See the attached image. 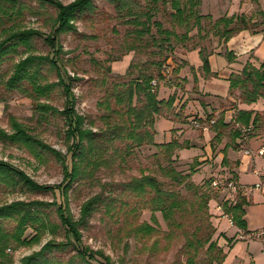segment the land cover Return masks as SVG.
Returning a JSON list of instances; mask_svg holds the SVG:
<instances>
[{"label":"rangeland","instance_id":"1","mask_svg":"<svg viewBox=\"0 0 264 264\" xmlns=\"http://www.w3.org/2000/svg\"><path fill=\"white\" fill-rule=\"evenodd\" d=\"M24 1L31 10L24 11L20 23L17 24L23 28H37L43 34H48L52 28L51 17L55 14L54 8L49 5L43 6L37 0ZM61 1L69 3L73 0ZM146 3V0H139L143 9ZM98 6L99 12L94 17L87 22L78 23V33L62 37L65 70L74 78L80 79L73 82L77 111L95 118L97 122L95 128L106 129L105 120L101 118L104 111L98 105L106 94V88L117 78L127 80L137 78L143 73L153 74L156 81L153 88L158 92V97L174 99L171 107H165V112L156 120L155 141L168 142L177 139L178 142L182 141L180 143L183 146H187L189 143L185 138L188 137L189 140L200 144V151L189 148L185 151L183 147L180 148L177 150V156H174V161H171L178 171L188 175L186 182H192L199 188H188L186 182L177 186V191L184 197L182 200L184 210L178 214L179 216L177 215L180 225L172 229L168 227L160 211L152 210L148 195L142 199L141 196L134 194L130 196L127 193L122 194V198L129 199L123 210L117 209L119 217H111L105 205L101 204L98 212L91 218L88 230L83 231V243L93 250L104 251L114 264H186L188 257L186 245L189 237L193 236L192 232L198 233L202 238L212 235V240L217 244L225 245L226 249L228 243L223 236H220L222 233L235 236L238 240L226 249V257L220 264H264V204L260 206L256 202L254 205H249L248 202L244 207L245 218L251 224L249 228L253 233L247 232L251 230H241L240 234L239 228L233 224L231 215L224 212V204L234 203L240 194L217 190L213 186H203L209 180L212 183L213 179L234 177L233 175L237 173L235 168L240 163L245 148L255 149L264 145V124L257 131L243 129L241 136L235 139L232 136L234 129L239 127L234 121L238 109L253 108L264 114V100L261 99L256 105L243 103L239 91L236 90H230L226 95H216L213 91L207 93L205 90L207 86L213 87L214 83L221 84L218 79L222 80L223 75H228L223 71L220 73L221 77L206 73L202 66L200 46H204L209 52L215 51L210 57L217 51L225 56V44L220 50L217 47V37L213 36V39L199 40V42L196 37L186 46L179 44L173 50H162L148 39L147 43L145 40L135 42L141 45L139 48L129 49L127 43L130 45L133 42L132 37L127 35L129 26L123 19L116 17L115 8L108 2L100 0ZM160 7L161 11L154 18L169 26L167 10L170 5H166V9L162 5ZM198 8L202 14H211L213 19L244 13L251 17L252 27L247 30L251 33H264V15L258 14L259 10H264V0H202ZM10 24L8 23L6 27ZM4 36L5 33L0 27V40ZM23 50V47H19V54L7 57L3 61L0 72L5 78L12 75L15 64L27 55ZM34 52L47 54L49 47L43 39H39L35 42ZM249 56V60L254 64H260L259 60L253 61L255 57L252 53ZM164 57H167L163 61L166 68L162 66V76H158V70H155L151 62ZM246 62H248L246 59L231 63L229 61L227 68L230 72L240 71ZM198 65L199 69L196 68ZM50 80H58L57 74H51ZM203 86L205 87L201 91ZM42 101L44 102L45 99ZM50 103L57 108H63L65 98L61 93L55 92ZM33 107V100L27 95L16 91L8 92L0 87V128L12 134L14 131L12 120H17L32 135L61 151L62 154H66L64 118L51 117L45 122ZM220 116L229 122V127L224 129L221 135L216 136L217 132L213 125ZM181 127L185 129V133L179 136ZM206 132L208 134L204 136ZM154 151L156 148L150 146L136 149L128 158L127 164L117 158L112 166L102 167L97 176L101 182H119L128 180L132 175H139L142 169L157 172L159 164L158 159L152 155ZM196 152L207 156L203 161L205 165L201 168H198L200 162L197 161ZM159 160L162 165L171 163L162 156ZM0 161L24 171L40 184L54 185L62 182L63 179V164L56 156L46 155L39 149L34 150L21 143H12L2 138H0ZM158 176L166 179L162 174ZM246 177L253 180L252 174ZM99 189V186L90 187L85 184L78 190L77 188L70 190L66 199L59 191L32 193L25 191L27 189L20 185L14 186L0 181V205L15 200L57 201L66 203L71 213L78 216L83 202L99 192ZM119 192L120 190H116V193ZM204 194L210 195L206 206L202 204ZM115 203L120 205L118 200ZM51 219L56 223L59 221L56 213H52ZM143 224H149L154 229L145 232L140 229ZM9 226H13L12 222ZM34 234L33 229L29 228L25 237L30 238ZM241 235H244L245 239H241ZM53 238L63 240L64 233L57 232L56 235L47 233L41 237L39 243L21 246L15 251L10 250L9 252L14 256V264H20L23 257L40 250L46 241ZM207 246L208 244H205L199 255L210 260L212 256L205 252ZM71 254L73 252L67 251L58 253V256L65 261ZM214 264L219 263L214 262Z\"/></svg>","mask_w":264,"mask_h":264},{"label":"trees","instance_id":"2","mask_svg":"<svg viewBox=\"0 0 264 264\" xmlns=\"http://www.w3.org/2000/svg\"><path fill=\"white\" fill-rule=\"evenodd\" d=\"M37 1L55 10L54 16L51 17L52 28L48 34H43L37 28H23L17 24L20 23L23 12L31 10L24 0H0V27L5 33L0 40V69L7 57L19 54V47H23V51L27 53L15 64L9 78H5L0 72V87L5 91L20 92L31 98L34 110L45 122L51 117H63L66 123L63 134L67 151L66 154H62L61 151L32 135L24 125L14 119L13 133L8 134L0 128V138L12 143H21L34 150L39 149L46 155L56 156L63 164V179L62 182L54 185L40 184L24 171L0 161V181L14 186L20 185L27 189L25 191L32 193L59 191L66 199L70 190L76 188L78 190L85 184L90 187L99 186L100 191L83 202L78 216L71 213L66 203L57 201L15 200L1 204L0 264H14V256L9 252L10 250L15 251L21 246L39 243L45 234L56 235L57 232L64 233L65 239H49L40 250L23 257L20 264H114L104 251L93 250L83 243V231L88 230L90 220L98 212L101 204L105 205L111 217L116 218L119 217L117 209L123 210L129 199L122 198V194L127 193L129 196L134 194L141 196L142 199L148 195L152 210L162 213L170 229L180 225L177 217L184 210L182 201L184 197L177 191V186L186 182L188 175L178 171L172 162L174 156H177V150L184 146L177 139L168 142L155 141L156 120L165 112V107H171L174 99L158 97V92L153 88L155 76L151 73H143L137 78L127 80L114 79L106 88L105 96L98 102L99 108L104 111L101 118L105 120L106 129L98 126L95 128L96 119L76 109L73 82L80 79L74 78L65 70L62 37L78 33V23L89 21L99 12L100 0H73L69 3L61 0ZM104 1L112 5L116 17L123 19L129 26L127 35L131 36L133 41L130 45L127 43L129 49L139 48L141 45L135 42L145 40L147 43L149 39L153 45L159 46L162 50H173L179 44L186 46L193 38L198 37L199 42V40L213 39L214 36L218 39L217 47L221 50L225 44V56L228 61L234 62L236 56L233 51L226 48L227 42L240 31L252 27L251 17L244 13L225 15L217 19H213L211 14H202L198 8L202 0H146L144 9L140 6L139 0ZM168 4L170 25L165 26L161 20L154 17L161 11L160 5L166 9ZM258 14L264 15V10H259ZM8 23L11 24L6 27ZM39 39H43L49 47L47 54L34 52L35 42ZM214 52H209L204 46H200L199 55L206 73H212L209 57ZM216 53L220 54V51ZM166 58L154 59L151 62L155 70H158V76H162L161 70ZM53 73L57 74L58 80H50V75ZM228 81L230 90L239 91L243 103L253 105L261 99L264 100V60L258 65L252 61L246 62L240 71L230 73ZM55 92L61 93L65 98L63 108H57L50 103ZM42 99L45 101L43 102ZM234 121L239 127L234 129L233 139L241 136L243 129L257 131L264 124V114L253 108L238 109ZM213 127L217 132L216 136L221 135L222 131L229 127V122L220 116ZM147 146L156 148L152 155L158 159L157 172L142 169L139 175H132L128 180L119 182H101L98 178V171L102 167L112 166L117 158L127 164L128 158L136 149ZM186 147H189V144ZM160 156L167 162H172L162 165ZM159 174L166 179H161ZM186 185L188 188H199L192 182H186ZM205 185L210 187L212 183L209 180L203 184ZM116 190L120 192L116 193ZM237 194H240L238 200L232 204H224V212L231 215L233 224L237 228L247 230L244 207L248 201L244 193ZM202 197V204L206 206L210 195L204 194ZM117 200L120 202L119 206L115 203ZM52 213L57 214L58 223L51 219ZM11 222L13 226L10 227ZM29 228L33 229L35 234L27 238L25 233ZM152 228L154 229L149 224H143L140 229L150 232ZM192 233L193 236L189 237L186 245L188 253L186 264H214V262L220 264L226 257V249L238 240L235 236L220 233L228 243L225 249V245L217 244L212 240V235L202 238L198 233ZM205 244H208L206 254L212 256L210 260L199 255ZM67 251L73 254L68 260L63 261L58 253Z\"/></svg>","mask_w":264,"mask_h":264},{"label":"crops","instance_id":"3","mask_svg":"<svg viewBox=\"0 0 264 264\" xmlns=\"http://www.w3.org/2000/svg\"><path fill=\"white\" fill-rule=\"evenodd\" d=\"M226 48L228 50L234 52V54L236 56V60L245 61V59H246L247 61H251V60H249V58H250L249 55L252 53L253 56L255 57L253 59V61H257V60L262 61V60H264V33L263 32L262 33H260V32L251 33V32H249V30H242L238 34L233 36L228 41ZM209 59H210V64H211V71L213 74L219 75V77H221L220 73H221V71H223V73H226L228 75L227 76L223 75L222 80L218 79L223 84L222 83L217 84V83L213 82L214 83L212 85L213 87L207 86L205 88V90L207 91V93L208 92L212 93V91H213V93H215L216 95L228 94L230 92L228 77H229L230 73L232 72V71L230 72V70H228V68H227V65L229 66V61L227 60V58L225 56H223V54H217V53L213 54ZM230 65H232V64H230ZM192 67H193V65H192ZM220 67L223 69H221ZM196 68L199 69V65L196 66ZM197 69H196V72L198 71ZM204 87L205 86H203L201 88V91ZM256 104L257 103H255L254 105H256ZM181 126H183V125H181ZM184 133H185L184 128L181 129V133L178 132L179 136L183 135ZM207 134H208L207 132L204 133V136H206ZM187 138H185V139L187 140V143H189V147L184 146L183 148L185 151L187 148L194 149L196 151L201 150L199 143H196L195 141L189 140V138L188 139ZM156 142H158V141H156ZM180 142H182V141H180ZM261 146H264V145H260L257 148H260ZM205 148H206V146H205ZM257 148H255V149H257ZM242 156L243 157L240 160V163L235 168L237 173L234 174L233 176L239 182H241L244 185L254 184L255 182L258 181V176L254 173V168H258L264 172V156H252L251 157V156L245 155L244 152H243ZM205 157L207 158V156H205V155L202 156L201 154H198L196 152L197 161L200 162L199 163L200 165L198 166V168H201L205 165V163L203 162L206 159ZM223 157H224V155L222 156L221 159H223ZM259 166L262 168H260ZM249 174L253 175V180L248 179L246 177ZM245 197H246L247 201L249 202V205L250 204L254 205L256 202H257V205H260V206L262 204H264V194L260 190H257V189L250 190L247 193H245ZM251 206H248V207H251ZM249 226L251 227V224L247 221V230H251L253 232V230L250 229ZM240 231H241V229H239V232Z\"/></svg>","mask_w":264,"mask_h":264},{"label":"built area","instance_id":"4","mask_svg":"<svg viewBox=\"0 0 264 264\" xmlns=\"http://www.w3.org/2000/svg\"><path fill=\"white\" fill-rule=\"evenodd\" d=\"M155 85L156 82L153 81ZM244 154L248 156H264V146L260 148L253 149V148H245ZM254 173L258 176V181L250 186H246L239 182L235 178H225V179H215L212 182V186L215 187L217 190H228L231 193H247L250 190L257 189L260 190L264 194V172L258 168H254ZM257 236V235H256ZM241 239H244V235H241Z\"/></svg>","mask_w":264,"mask_h":264}]
</instances>
